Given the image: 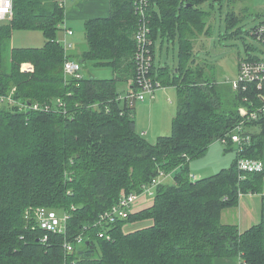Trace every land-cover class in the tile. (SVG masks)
I'll return each instance as SVG.
<instances>
[{
    "label": "trees",
    "instance_id": "trees-1",
    "mask_svg": "<svg viewBox=\"0 0 264 264\" xmlns=\"http://www.w3.org/2000/svg\"><path fill=\"white\" fill-rule=\"evenodd\" d=\"M226 1L152 0L154 53L159 40L161 49L177 38L181 44L176 68L156 62L153 67L164 86H176L178 111L171 133L152 143L138 132L133 110L118 99V83L130 88L136 74L139 20L133 0H110L108 16L85 20L81 60L57 39L66 7L58 0H14V14L0 22V264H215L234 257L240 264H264V218L244 231L221 220L240 192L263 189L264 170L240 178L238 160L262 159L264 118L249 123L252 143L229 168L193 179L188 165L217 140L231 145L229 134L241 120L244 94L228 97L214 73L206 75L191 39L203 32L210 37L211 11L198 6ZM236 19L228 13L230 27ZM18 28L40 29L46 41L42 47L13 48L8 66L4 44ZM70 58L110 67L113 76L67 78ZM9 94L26 104L63 98L68 114L22 108L4 98ZM160 170H175V182L162 183L152 205L108 227L110 239L100 237V213L123 192L141 193ZM39 206L69 212L66 235L53 234L42 243L44 231L34 217ZM129 220L152 223L127 232ZM81 233L85 242L66 251L64 242Z\"/></svg>",
    "mask_w": 264,
    "mask_h": 264
},
{
    "label": "rangeland",
    "instance_id": "rangeland-1",
    "mask_svg": "<svg viewBox=\"0 0 264 264\" xmlns=\"http://www.w3.org/2000/svg\"><path fill=\"white\" fill-rule=\"evenodd\" d=\"M230 1V3H229ZM227 0L220 4L215 3V7H210L208 4H201L198 6L200 9H208L211 11V15L208 21V26H212L210 30V37L205 33L195 34L191 36L196 43V51H198V57L201 58L202 64H206L204 70L206 75L211 76L213 73L219 86L225 88L226 95L232 96L233 88L230 80L237 78L239 63L243 59L250 57H264V44L251 35L252 30L259 25L264 19V0ZM93 0H74L70 1L66 5V24L72 28L74 33L72 35H65L64 30L60 29L57 33L58 41L63 44L69 52L75 51L79 56L78 60H81V51L86 48L85 43V18H81L85 12L92 9ZM79 5V7L77 6ZM79 11L73 12L76 8ZM86 7V8H85ZM210 7V8H209ZM229 12H234L238 16L235 23L230 27L227 22V16ZM46 41L43 31L37 28H18L13 31L12 37L6 40L4 44L3 57L5 64H10V52L13 48H27V47H42ZM71 43V45H69ZM193 43V46H194ZM180 40L177 38L175 42L165 44L161 49V40L157 42L156 49V63L161 66H168L170 68H176L180 62ZM29 65L24 66L27 68ZM81 74L85 77L96 76L109 78L113 76V71L110 67H98L91 61H85ZM119 91L121 95L127 94L128 86L125 82L118 83ZM158 94H164L171 101H174L171 107L170 113L160 114L156 120L162 119L165 125L162 126L163 131H172L173 119L178 111L176 103L177 91L176 86L167 85L158 88L155 91V98ZM147 98L146 100H148ZM145 101L136 100L135 105H140ZM154 118V116H152ZM150 115L146 112H142L141 122L143 127H139L142 132H147L151 127V133L148 136L157 133L156 125L149 123ZM135 116V121H136ZM137 125V124H136ZM170 126V128H167ZM144 134V133H143ZM154 138H150L152 140ZM153 141V140H152ZM219 144L215 145L208 153L199 155L190 159L189 165L190 173L198 172L197 168L201 167V177H207L212 171L217 173L221 170L220 167L231 165L234 159H238V151L236 144L232 143L234 147L228 150V143L222 140H217ZM224 145L227 150H223ZM224 152V153H223ZM206 154V155H205ZM204 156V157H202ZM189 161V162H190ZM205 165V166H204ZM215 168H218L215 169ZM180 171V170H179ZM204 171V172H203ZM217 171V172H216ZM175 170L170 172L166 177H161L162 183L165 185H171L175 182ZM199 173V172H198ZM214 173V172H213ZM194 179V178H193ZM156 192V190H155ZM155 194V193H154ZM154 194L148 195L146 193H137V196L131 206L128 208V212L136 214L141 210L149 207L154 202ZM62 212V211H59ZM152 223L151 220L139 221L129 220L124 225V230L129 232L131 230L146 227Z\"/></svg>",
    "mask_w": 264,
    "mask_h": 264
},
{
    "label": "built area",
    "instance_id": "built-area-1",
    "mask_svg": "<svg viewBox=\"0 0 264 264\" xmlns=\"http://www.w3.org/2000/svg\"><path fill=\"white\" fill-rule=\"evenodd\" d=\"M58 1L60 6L66 7L68 2L74 0ZM151 4L152 0H133L134 12L139 20L135 33L136 48L134 61L136 64V74L135 80L132 82L133 86L127 89L125 96L121 95L118 98L122 101L124 100L131 110H133L136 100L146 101L147 98L152 99L155 97V91L162 87L161 81L156 79L152 74L156 55L153 49L154 40L151 36ZM13 14L14 0H0V22L8 20ZM61 27L65 35H72L74 33L73 29L67 26L66 21ZM251 35L264 44V19L252 30ZM27 65L29 64H25L24 66ZM64 68L67 78L71 76L77 79L83 78L81 74L83 65L80 61L70 58L66 60ZM27 69H31V67L28 66ZM230 83L235 92L244 94L242 97L243 104L239 107L241 120L229 134L230 140L237 146L238 154H241L252 143V130L248 127L249 123L264 118V57H250L241 60L237 78L232 81L230 80ZM4 98L12 103H20L22 108H32L44 112H50L53 108H57L55 110L68 114L67 104L63 98H57L47 103L30 104L14 101L12 94L4 96ZM98 106V104H95L94 108H98ZM106 108L109 110L108 107ZM238 168L241 173L240 178H245L246 173L263 171L264 161L257 158L239 157ZM168 174L160 170L159 174L149 184L142 186L141 193L148 195L154 194L155 190L162 184L161 177H166ZM191 177L193 178L195 176L191 175ZM239 194L241 195L242 192ZM136 196L137 193L134 191L123 192L118 203L100 213L95 224L103 228L98 233L100 237L111 238V234L107 231V228L111 227L118 220L128 217V208ZM27 217H29V213ZM34 217L39 227L44 231V236L41 239L42 243L47 244L53 234H67L68 222L71 219L69 212L59 213L54 209L39 206L34 209ZM86 229L87 226L85 227ZM86 239V234H78L74 238V241L66 240L64 242V248L68 252H73L75 245L84 243Z\"/></svg>",
    "mask_w": 264,
    "mask_h": 264
},
{
    "label": "crops",
    "instance_id": "crops-1",
    "mask_svg": "<svg viewBox=\"0 0 264 264\" xmlns=\"http://www.w3.org/2000/svg\"><path fill=\"white\" fill-rule=\"evenodd\" d=\"M93 1L94 3L92 5V9L89 10L88 12H85L83 15H81L80 16L81 18H85L87 20L89 18H94V17H106L110 14V0H93ZM77 6L79 7V5ZM78 7L73 12L79 11ZM176 91H177V88H176ZM177 101H178V92H177L176 103ZM173 104H174V101H171L164 94H158L157 98L153 97L152 99H148L144 103L138 106L134 104L133 115H134V118L136 116V119H137L136 127H137L138 132L142 134L144 133L145 137L152 143H154L159 136L170 134L171 132L169 133V131L160 130V129H163L162 126L165 125V123H163L162 119L156 120V118L160 114L165 115L166 113H170V110ZM177 106H178V103H177ZM143 111L150 115V118L148 120L149 123L151 125H156L157 133H154V135L152 136H148V134L151 133V127H148L149 129L147 130V132H144V131L142 132L141 130H139V127H143L142 122L140 120ZM152 116H154V118ZM167 128H170V126L166 127V129ZM150 138H154L152 139L153 141L150 140ZM217 144H219V142L217 141L212 143L205 153H208ZM228 145H229L227 147L228 150L234 147V145H230V144ZM224 149L227 150L225 145L223 147V150ZM262 160L264 161V149H263V154H262ZM190 163L191 161L188 162L189 165ZM231 165L230 164L226 166L224 165L220 168L222 170L224 168H229ZM215 169L218 170V168H215ZM197 170L199 173L198 172L191 173V175L195 176L193 178L194 179L203 178L200 176V172H202L203 169H201V167H198ZM211 174H215V171H212ZM245 177H246V174H245ZM263 218H264V179H263V189L261 191L248 192V193L242 192V194L239 195L238 203L232 207H228L224 209L221 214V220L223 223L237 225L243 231L260 223ZM215 264H240V259L238 257L218 258L216 259Z\"/></svg>",
    "mask_w": 264,
    "mask_h": 264
}]
</instances>
